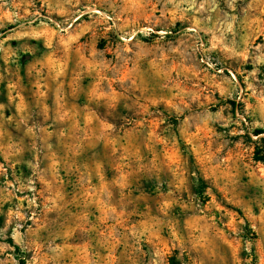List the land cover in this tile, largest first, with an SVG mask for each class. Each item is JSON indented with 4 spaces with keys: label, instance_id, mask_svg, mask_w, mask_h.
Segmentation results:
<instances>
[{
    "label": "rangeland",
    "instance_id": "obj_1",
    "mask_svg": "<svg viewBox=\"0 0 264 264\" xmlns=\"http://www.w3.org/2000/svg\"><path fill=\"white\" fill-rule=\"evenodd\" d=\"M258 130L264 0H0V264H264Z\"/></svg>",
    "mask_w": 264,
    "mask_h": 264
},
{
    "label": "trees",
    "instance_id": "obj_2",
    "mask_svg": "<svg viewBox=\"0 0 264 264\" xmlns=\"http://www.w3.org/2000/svg\"><path fill=\"white\" fill-rule=\"evenodd\" d=\"M232 104H234V103H232ZM235 106L236 105L234 104V107ZM263 133H264V131L258 130V131H256V136H259ZM258 160L264 162V155L262 157H260ZM170 262H171L170 264H181L180 261L176 257H172Z\"/></svg>",
    "mask_w": 264,
    "mask_h": 264
}]
</instances>
